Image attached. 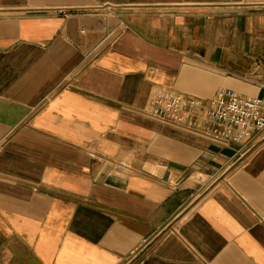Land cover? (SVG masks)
<instances>
[{
    "label": "crops",
    "instance_id": "crops-1",
    "mask_svg": "<svg viewBox=\"0 0 264 264\" xmlns=\"http://www.w3.org/2000/svg\"><path fill=\"white\" fill-rule=\"evenodd\" d=\"M222 89L264 99V0H0V264H264L263 136L150 114Z\"/></svg>",
    "mask_w": 264,
    "mask_h": 264
},
{
    "label": "built area",
    "instance_id": "built-area-1",
    "mask_svg": "<svg viewBox=\"0 0 264 264\" xmlns=\"http://www.w3.org/2000/svg\"><path fill=\"white\" fill-rule=\"evenodd\" d=\"M150 114L223 145L246 144L258 135L264 138V99L245 98L228 90H220L207 102L162 92L153 98ZM136 258L133 254L129 262Z\"/></svg>",
    "mask_w": 264,
    "mask_h": 264
},
{
    "label": "rangeland",
    "instance_id": "rangeland-1",
    "mask_svg": "<svg viewBox=\"0 0 264 264\" xmlns=\"http://www.w3.org/2000/svg\"><path fill=\"white\" fill-rule=\"evenodd\" d=\"M135 254H136V253H135ZM136 256H137V254H136ZM129 259H131V257H130Z\"/></svg>",
    "mask_w": 264,
    "mask_h": 264
}]
</instances>
